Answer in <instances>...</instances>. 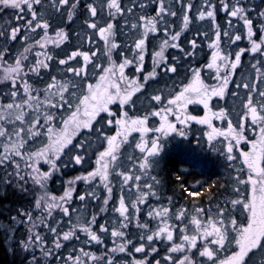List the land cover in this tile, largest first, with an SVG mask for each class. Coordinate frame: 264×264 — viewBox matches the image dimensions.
<instances>
[{
  "label": "snow or ice",
  "instance_id": "6c2138e0",
  "mask_svg": "<svg viewBox=\"0 0 264 264\" xmlns=\"http://www.w3.org/2000/svg\"><path fill=\"white\" fill-rule=\"evenodd\" d=\"M150 2L157 5L155 15L141 14L138 17L134 12L137 5L142 13L148 7L142 0H132V6L127 8L122 0H101L99 5L94 0L85 3L83 8L88 18L84 20V25L92 31L77 33L80 46L70 54L66 53V58L58 59V54L52 49H61L66 45L70 33L58 27L54 34H50L52 24L49 17H62L67 9V21L72 22L77 17L81 0H0V13L14 10L16 21L15 25L8 20L0 26V40L5 42L0 46V70L3 73L0 84L8 89L3 93L8 102L0 100V169L4 173L0 176V184L14 186L25 194L34 191L35 186L43 190L34 200V209L39 215L34 216L32 211H20L17 216L11 217L9 228L4 229L12 230L15 224L26 226L27 236L19 241L17 247L31 253L30 260L25 257L28 264H52L53 260L57 264H119L116 254L132 257L123 264H153L149 257L159 255L157 243L166 245V254L162 259H156L154 264H250V261L256 264L253 258L257 254L259 264H264V59H255L256 56L264 57V9H249L240 0L234 3L219 0L218 4L203 0L193 18L191 12L195 5L185 3V0ZM175 4L180 5L179 12L182 13L179 31H175L167 19L178 16ZM105 8L109 19L104 26H100L97 20ZM218 10L228 18L227 27L217 22ZM252 11H257L258 25L250 18ZM118 18L124 20L119 28ZM193 19L208 22L211 35L208 30L197 29L195 36L187 40L189 48L186 49L181 37L189 30ZM234 21L242 22L243 35ZM257 26L260 33L258 40L254 39L257 35L254 28ZM161 31L164 38L158 49L151 53V70L145 72L149 37ZM118 33L129 38L126 47L131 53L129 56L120 52L122 59L119 63L113 58V53L122 47L117 39ZM37 36L38 39L35 38ZM95 36L103 41L102 56L106 57L107 66L95 62V58L101 55L99 49L91 50L96 44ZM201 37L211 51L204 67L214 73L211 78L215 83H205L201 77L203 69L190 68V81L180 91L169 93L166 103L162 94H153L151 100L161 107L136 117H130L126 110L122 111L121 118L106 121L108 127L116 129L115 134L107 135L103 130L101 114L116 115L109 105L118 103L121 109L126 105L132 106L133 97L143 92L150 81L158 82L162 77L178 75L181 57L174 55L169 58L165 53L175 49L183 54L185 60L194 58L200 48L198 39ZM245 38L249 47L231 51L238 41ZM18 39L22 41L23 50L10 63L8 45ZM84 44L88 45V51L81 50ZM32 53L35 55L34 62L30 59ZM246 53L255 59V63H251L248 74L242 73L237 81L234 78L237 70L243 67L242 57ZM53 62L60 66L61 78L52 75L43 89L34 87L30 79L42 78L43 72H48ZM70 62H75L76 66ZM90 65L101 69L102 74L96 84L88 83L86 88L81 89V82L87 79ZM130 67L137 75L130 77L126 74L125 70ZM232 84H235V90H230ZM241 89L244 90L243 96ZM79 92L83 94L79 95ZM229 92L240 100L242 115L236 122L230 119L231 112L226 108L214 111L210 105L213 98L224 100ZM192 104L203 105L204 115H191L188 106ZM60 109H66L69 114L67 118H62V127L57 129L53 125ZM152 117L159 118L157 126H149ZM213 120L226 122L227 128L215 127ZM97 124L101 126L96 127ZM193 124L204 126L203 137L209 148L223 157L227 168L236 173L232 177V193L236 198L218 203L214 213L212 209L206 211L201 207H195L190 212L181 206L173 214L171 197L167 198V206L149 205V198L161 199L157 191L161 181L151 171L159 162L163 141L171 136L187 139ZM249 130L255 136L254 140L247 138ZM85 132L88 135L73 144V140ZM93 133L95 141L91 139ZM133 133L139 134L134 145L130 140ZM149 133L153 135L149 137ZM41 136H47V143L35 151L28 150L29 142ZM94 142L104 145L96 155L95 169L68 180L63 195H50L46 190L47 183L60 171L58 161L65 150L71 151L74 147L86 152ZM242 143L250 144V148L240 151L237 157L236 152ZM125 145L133 149L132 154L127 156L130 167L121 159ZM137 152L139 155H136ZM41 161L49 166L47 171L41 170ZM84 161V155L75 154L70 157L69 163L81 165ZM77 181H82L90 190L74 197ZM114 181L118 182L120 194L115 205L109 209L117 187ZM100 187L106 193L102 204L97 194ZM183 191L190 197L202 194L187 188ZM74 199L81 202L80 209L71 207ZM90 200L99 205V211L86 219L80 212L86 211ZM141 206L148 209L144 223L140 222ZM238 209L246 217V223H239L232 215ZM109 210L116 214V219L112 221L111 228L107 222L100 224L97 232L93 226L97 224L98 216ZM57 212L68 217L70 226L67 230H61L62 222L54 217ZM74 214L76 220L73 222ZM151 221L157 222L154 229L150 226ZM131 227L139 232L138 243L129 238ZM38 229H45L51 234V246L48 243L50 237ZM177 232L179 242H176ZM81 234L86 237L83 240L85 245H103V236L110 235L113 246L106 248L102 255L84 247L73 248L67 256L62 255L61 249L66 248L68 243L81 241ZM230 247L231 254L221 258L220 253ZM135 254H143V257L137 259Z\"/></svg>",
  "mask_w": 264,
  "mask_h": 264
},
{
  "label": "trees",
  "instance_id": "16d2710c",
  "mask_svg": "<svg viewBox=\"0 0 264 264\" xmlns=\"http://www.w3.org/2000/svg\"><path fill=\"white\" fill-rule=\"evenodd\" d=\"M142 2L147 3L148 7H146L142 13L139 10L138 5H137V7L134 9L135 16L138 17L141 14L155 15L154 10L157 7V5L152 4L150 2V0H142ZM212 2L215 4H218L219 0H212ZM229 2L234 3L235 0H229ZM240 2L249 9H256V10L264 9V0H240ZM122 3L125 6V8L132 6V0H129V3H127V4H124L123 1H122ZM185 3H188V0H185ZM202 3H203V0H194L193 4L195 5V7L193 8V10L191 12V16L193 18L196 16L197 9L200 8ZM179 9H180V5L175 4L174 10L178 11V16L176 18L167 17V19L169 20V22L171 23V25L175 31H179L180 27H181V18L180 17L182 16V13L179 12ZM78 10H79V8H78ZM13 11L14 10L8 9L5 12H2L0 14V26H3L8 20L12 21V19L10 17L12 15ZM79 12L77 11V17H74L72 22H68L67 21V9H65L63 16L62 17L60 16V19L57 21L56 25L59 28H65V30L70 33V40L66 45H63L61 49H52V51L54 53L58 54V57H57L58 59L59 58H66V53L70 54L71 51L75 50L78 46H80V43L78 44L77 40L75 43V37H77L76 36L77 32H76V29L73 27L74 23L82 21V15ZM101 14L104 15V20H102L100 23L105 24V22L109 18L107 16V14H105V12H103ZM250 18L253 19V21L255 23H257V25H258L257 11H252L250 14ZM227 19L228 18L225 16L223 11H219V10L217 11V22L220 25H222V27H227V23H226ZM50 20H51V18H50ZM100 23H98V24L101 25ZM117 23H118V28H119L123 25L124 20L118 18ZM12 24L15 25L16 24L15 21L14 22L12 21ZM234 25L240 29V34L243 35L244 29L242 27V22L234 21ZM57 28L53 27V25H52L53 32H51V34H54V32ZM197 29H199L201 31L208 30L210 32L208 22H196L193 19V23L190 25L189 30L186 31L185 33H183L182 37H181V43H182L183 47H185L186 49L189 48V45L187 44V40H190L193 38V36H195ZM87 30H90V29H87ZM254 31L257 33V35L255 36L257 38L259 36L258 26L256 28H254ZM210 35H211V32H210ZM38 38L39 37H37V39ZM163 38L164 37H163L162 31L157 33L155 36H150L149 41H148V44H149L148 50L149 51L157 50L158 45ZM117 39H118V42H120L122 44V47L120 49H123L124 51L129 52L127 50V47H126V45L129 43V38L127 36L119 35V33H118ZM2 41L3 40H0V46H3L5 43L4 41L3 42ZM95 41H96V44L94 45V47H92L91 50L92 51H97V49L100 50L101 55H99L97 58H95V61H101V59H103V56H102L103 44H102V41H100V40H95ZM246 42H247V39L245 38V39H242L241 41H238L236 45L239 46V44H240L242 48H245V47H247ZM198 43L200 44V48L197 49L196 56L194 58H190L188 60H185L183 58V54L179 53L175 49H169L165 53V55H167L169 58L171 56H174V55L181 57L180 61H184V64L187 63L185 66H184V64L179 66L180 71H179V74L176 76H180L183 73H185L186 76L188 77L189 74L191 73L190 68H200L206 62L207 53L210 51V49L208 48L207 43L204 41V39L202 37L198 39ZM101 44H102V46H101ZM8 46L10 48V55L9 56H11V57L15 56L17 54V52L19 51V49H21V47H22V41L21 40H18L17 42L15 41V42L9 44ZM37 50H39V49H37ZM81 50L88 51L89 50L88 45L84 44ZM33 55H34V53H33ZM9 56H8V60H10ZM121 59L122 58H120L119 60H121ZM34 61H35V55L32 58V62H34ZM70 63H72L73 66H76L75 62H70ZM89 67H92V66L90 65ZM59 68H60V66L58 64H56L55 62H53L51 69L48 72H43L42 78L32 77L30 79V82L35 83V85L39 89H43L44 86L46 85V83H48L50 81V78L52 75H56L58 78H61V73L59 71ZM149 69H150V65H149V60H148L145 63V71L149 70ZM97 73L98 72H97V68H96L93 75H91V78H89V79L87 78L86 80H84L82 82L81 89H84L85 85H87L91 81L97 80V77H96ZM154 83H155V81H150L148 86H150L151 84H154ZM8 86L10 87V84ZM7 90L8 89L5 88L3 84H0V100H3V102H5V103H7L8 100L4 97L3 93L6 92ZM80 93H81V95L83 94L82 92H79L78 94H80ZM41 95H42V93H41ZM60 123H61V119H59V117L58 118L56 117V120L54 122V126H59ZM104 132L107 135L110 134V131H108V130H104ZM92 136H91V139H92ZM81 137H82L81 135H80V137L77 136L78 140L79 139L82 140L83 138H81ZM98 146L97 147L99 150H102L104 147V145L102 143H100V145H98ZM94 148L91 147L86 152L82 151V153H80V155L85 156V161L81 165H75L74 163H69L71 155L62 156V159L59 160V162H58V164L60 165V171L55 173L53 175V177L48 181L47 191H49V193L51 192L52 194L58 195L60 190L62 188L66 187L68 180H72L76 176H79V175H85L87 172L83 171V170H88L91 168L92 159H94L95 154L97 152L96 150H94ZM76 151H77V149H76ZM65 152H67V150H65ZM172 164L173 163H171L170 161H167V163L161 169V173H162L164 180H165L164 184H166V189H168L167 188L168 183H170V181H171L170 180L171 179V175H170L171 170H173L175 168V166ZM43 166H45V165H43ZM40 167H41V170H46V167L45 168L42 166H40ZM3 174H4L3 169H0V176H2ZM208 186L212 190L214 187V183H208ZM29 187L32 188L33 186L30 184ZM87 190H90L87 185H85L82 181H77L76 191L73 193V196L78 197L80 193L83 194ZM38 191H39V187L35 186L34 191H32L28 194H25V193H22L18 188L14 187V186L8 187L6 185L0 184V215L3 217L4 220H6V219L8 220V218L6 216L1 214V211L11 210V213H12L14 211V209H16L17 212L12 213L15 215H13L11 217L17 216L18 212H20V211H32V212H34V216L38 215L34 209V200H35L34 193L38 192ZM173 191L176 192V189L174 188ZM177 192H178V189H177ZM161 193L163 195L165 192L161 191ZM97 194L100 197V203L102 204L103 197L106 195V193L100 187L97 190ZM114 196L115 195L113 194V201L110 202L109 209H111V207H113L116 203ZM72 204L74 205V208H77V209L81 208V202L78 199H74ZM146 209L147 208L144 207V208H142V211H146ZM98 211H99V205H97L96 202L90 200L87 202L86 211L81 210L80 214L82 216H84L86 219H90L91 215L94 212H98ZM57 214H59V213H57ZM55 216L57 217L56 213H55ZM114 219H116V214H114L111 210H109V211L98 216L97 224L94 225L93 228H94V230H96L98 232L99 231V225L104 224L106 222L108 223V226L111 228L112 221ZM69 226L70 225L64 226V227H62L61 230L62 231L67 230ZM14 229H19V230L14 231ZM38 230L50 237L48 243H49V246H51V234L46 233L47 231L45 229H38ZM133 233L139 234L138 230L135 228H130L128 230L129 238L132 239L134 241V243H138L139 240L137 239V237H135V235H133ZM101 235H103V234H101ZM26 236H27V231H26L25 225H21V224L12 225V230H10L8 232H5L3 229L0 228V264H28V261L25 259V257H28V259L30 260L31 253H25L23 250H21L17 247L19 241L22 239H25ZM7 237L12 241H6L5 239ZM84 239H86V237H84L82 235L81 241L71 242L72 244L70 246V249H68L67 247L64 248L65 250L61 249V254L64 256H67L73 248H76L78 250L79 248L84 247L85 250H87V251H91V252L95 253L96 255H102L104 253V251L106 250V248H111L113 246L112 245V238L110 235L103 236V239L105 241V243L103 245H85V244H83ZM8 243H9V246H8ZM164 247H165L164 245L162 246L160 243H158V248L160 249V253L165 252ZM141 257H143V254H135V258L140 259ZM115 258L118 260L119 264H123L124 261H130L132 259L131 256H128L126 254H116ZM155 258H156V255H154L153 257H149V259H151V260H154ZM52 264H57V261L53 260ZM61 264H62V262H61Z\"/></svg>",
  "mask_w": 264,
  "mask_h": 264
},
{
  "label": "rangeland",
  "instance_id": "374dc122",
  "mask_svg": "<svg viewBox=\"0 0 264 264\" xmlns=\"http://www.w3.org/2000/svg\"><path fill=\"white\" fill-rule=\"evenodd\" d=\"M122 1L124 2V4L129 3V0H122ZM87 2H93V0H81V5H80V7H78L79 10H77L78 12L80 11L79 13L82 15V21L76 22V23L73 24V27L76 29L77 33H84L85 31H87V32H91L92 31V30H87L86 29V25H84V20L87 19L88 17L86 15V13H84L83 5L85 3H87ZM94 2L97 5H99L101 3V0H94ZM189 2L193 3L194 0H188V3ZM39 10L43 11L42 9H39ZM104 12H105V14H107V9L106 8H105ZM45 15L49 16V13H45ZM10 18L12 19L13 22L15 21L14 11H13V13H12ZM49 18H51V20H52V21L51 20L50 21H51V24L53 25V27L57 28L58 26L56 24H57V21L60 19V16L54 15V16H50ZM102 20H104V15L101 14L100 18H98V20H97V23H100ZM15 23H16V21H15ZM104 25L105 24H101L100 26H104ZM51 32H53L52 28L50 29V34H51ZM41 34H42V32H41ZM259 35H260V33H259ZM37 37H35V38H37ZM98 38H99L98 36H95L94 40H99ZM254 39L258 40L259 36L257 38L254 37ZM76 40H77V43L79 44L80 41L78 40L77 37H75V43H76ZM11 43H13V42H11ZM11 43H9V44H11ZM102 44H103V41H102ZM102 44H101V46H102ZM246 44H247V47H249L248 42H246ZM247 47H245V48H247ZM102 48H103V46H102ZM239 48H242L240 44H239V46L238 45H234L232 47L231 51L234 52V51L238 50ZM22 50H23V47H21V49H19L18 52H20ZM18 52H17V54H18ZM120 52H124L126 55L131 56L130 52H126L123 49H118L116 52L113 53V58L116 60L117 63H119L120 62L119 59L122 58L120 56ZM151 53H152V51L148 50V54L146 55V58H145V63L149 60L150 69L146 70L145 72L150 71L151 67H152ZM16 55L12 56V57L9 56L10 60H8V61L10 63L14 62V59H15ZM210 56H211V51H209L207 53V60L200 68L203 69V71L201 73V77L205 81V83L213 84V83H215V81L211 77L214 75V73L209 72V70L204 67L208 63V61L210 59ZM33 57H34L33 53L30 54V59L31 60H32ZM255 59H264V57L256 56ZM255 59H253V57L251 55L246 53L242 57L243 67L241 69L237 70V73H236V76H235L234 79L237 80V81L240 80V77H241L242 73L247 75L249 67H250V64L251 63H255ZM95 62L98 63V64H103L104 66H107V63H108L106 57H103V59H101V61H95ZM182 64H184V61H180V65H182ZM186 64L187 63H185L184 66ZM95 69L96 68L89 67L88 77H87L88 79L91 78V75H93V73L95 72ZM125 71H126V74L129 75L130 77H132L134 75H137L135 73V69L134 68L130 67V68L126 69ZM179 71H180V69H179ZM97 72L98 73H97L96 77H97V80H98L99 76L102 74L101 69L97 68ZM2 74H3L2 70H0V75H2ZM140 75H141V79H142V74H140ZM190 79H191V73L189 74L188 77L186 76L185 73H183L180 76L171 75V78L163 77V78L159 79L158 82L155 81L154 84H151L150 86L147 85L145 90H143V92L137 93L133 97L134 105H132V106H127L126 105L124 107V109H121V107H120V105L118 103H113V104L109 105L110 110L113 113H115L116 115L113 116V117H110V116H108L107 113H102L101 114V117L103 118L101 123L104 125V129L103 130L110 131L109 135L115 134V131H116L115 127H108L106 121L109 120V119L115 120V119L121 118V112L124 111V110H126L128 112L130 117H136V116H143L147 112H150V111L158 109L159 107H161V105L157 104L155 101L151 100V96L153 94H162V96L164 98V103H166L167 99L170 98L169 97V93L174 94L175 92L180 91L181 87L183 85H186L190 81ZM97 80L91 81L90 83L96 84ZM30 83H32V82H30ZM32 84H33L34 87L38 88L35 85V83H32ZM81 84H82V82H81ZM86 86L87 85H85L84 88H86ZM230 90H235V84L230 85ZM240 92H241V96H243L244 95V90L241 89ZM79 95H81V93ZM210 105H211V107H212V109L214 111L219 110V108H221V107H224L227 110H229L231 112L230 119H232L234 122H236L238 120L239 115H242V113L240 112V100L238 98H236V97L231 96L230 92H229V94L226 96V98L224 100H220L219 98H213L210 101ZM188 112L191 115L203 116L204 113H205V110L203 108V105L192 104V105L188 106ZM196 112H198V113L196 114ZM68 114L69 113H68V111L66 109L58 110L57 113H56V117L57 118L59 117V119H61V123H60L59 126H54V125L53 126L55 128H57V129L61 128L62 127V118H67ZM101 117H97V119H101ZM170 119H174V117H170ZM158 124H159V118L158 117L150 118L149 126H157ZM213 124L217 128H224V129L227 128V123L226 122H222L220 120H213ZM100 126H101L100 124L96 125V127H100ZM205 130L206 129L204 128V126L193 124L192 127H191L190 135L188 136L187 139L171 136V137L166 138L163 141V151H166V152L169 151V148L171 147V145L172 146H182L184 149H187L189 147L191 149V151H193V153H191V154H193V157H198L199 156L201 159H205L206 161H208V159L206 158L207 157L206 156V154H207L206 150H209L210 158L212 160H214L215 162H217L216 167L221 171L222 177H223V179L221 178V180L218 181V185L214 184V187H213L214 190L212 191L213 192L212 194H211V191H210V193L207 194L204 198L200 197V196H193L192 198L196 199V200H193L194 203L193 202H185V200H182L183 199L182 197H181V200H179L176 203L177 206H174L175 204L172 203L171 210H172L173 214H175V212L178 211L181 206L187 208L190 212L192 210H194L195 207H201V208H204L206 211L208 209H212L213 213H214L215 212V207H216V205L218 203L222 204L225 199L236 198L235 195L232 193V188L234 187V182L232 180V177L235 176L236 173L234 171H232V170L227 168V166H226L227 162L224 160L223 157H221L216 151H213V150H211L209 148V146H208V144L206 142V139L203 137V132ZM44 131H46V129ZM87 135H88L87 132H85L84 135H81L82 136L81 138L84 139V137L87 136ZM92 135H93L92 136V140L95 141V139H96L95 133H93ZM152 135H153L152 133H149V137H151ZM246 136H247V138L249 140H254L255 139V136L253 135L251 130L247 131ZM78 137H80V135H78ZM138 138H139V134L138 133H133L132 134V137H130V140L133 143V145L135 144L136 140H138ZM80 140L81 139L78 140V138L76 137V139L73 141V144L79 143ZM45 143H47V136H41V137L37 138L36 140H33V141L29 142L28 150L35 151L38 148L42 147L43 144H45ZM98 145H100V143H95V142L92 145L93 148L95 147L94 150H96L97 152L95 154L94 159H92L91 168L88 169V170H83V171L89 172V171H92V170L95 169V167H96V163H95L96 155H97V153L99 151L103 150L102 148H101L102 150H99L98 149V147H99ZM199 147L202 148L204 151H202V149H200ZM218 147H221V145H218ZM249 148H250V144L242 143L240 145V147H239V150L236 152L237 157H239L240 151H248ZM0 150H2V148H0ZM75 151H76V148L72 147L71 151L67 150V152H65V154L63 156H68V155L73 156L75 154L82 153V151H80V150H77L76 152ZM195 151L200 152V153L197 155L195 153ZM132 152H133V149L129 148L127 145H125L124 148L122 149L123 155H122L121 159L123 160V162L125 163V165L127 167H130V165H128V163H127V156L129 154H132ZM136 155H139V153L137 152ZM158 161H159L158 164L151 171V174L152 175H156L157 178L161 181V184L157 188V191L160 194L161 199L159 201H157L154 198H149V202L148 203L151 206H155L157 204H162L164 206H167V198L169 196H172V195L167 193L166 185H164V183L162 185V180H161V178L159 176V173L161 172V169H162V166H163V160L158 158ZM237 163H239V162H237ZM43 165H45V166H43ZM39 166H42L44 168L46 167V170H42V171H47L48 167H49L47 164H44L42 161H41ZM114 183L117 184V187L114 189V195H115L114 199L116 200V198L120 194V189H119V186H118V182L114 181ZM169 186H170V184H169ZM64 189L65 188H62L58 195L52 194L51 192L49 193V191H47V192L50 195H54V196L59 197V196L63 195ZM42 191L43 190L39 189L38 192H35L34 193L35 198L38 197L39 195H41ZM161 191L162 192L164 191L169 196H163ZM81 194L82 193H80L79 195H81ZM71 207L74 208V205L72 204ZM141 208H144V206H141ZM147 210L148 209H146V211H141V214H140V222L141 223H144V222L147 221V216H146ZM36 213L39 215L38 212H36ZM57 213H59V212H57ZM57 213H56L57 217L55 216V213H54L55 219L56 220H60L62 222L63 227L69 225L68 217H63L62 213H59V214H57ZM232 215L235 218H237L239 223H246V217L241 215V211L239 209L236 210L235 212H232ZM205 218H207V217H205ZM72 220H73V222L76 220V215L75 214L73 215ZM173 222H175V221L173 220ZM156 224H157L156 221H151L150 222V226L153 229L156 227ZM131 228H135V227H131ZM133 235H135V237H137V239L139 240V234H134L133 233ZM176 242H179V232L176 233ZM71 244L72 243H68L67 244V248L68 249H70ZM161 245L163 246L164 244H161ZM156 246L158 247V243H157ZM164 246H165L164 247L165 252H161L158 256H156V258L153 260V264H154V261L156 259H162L163 256L165 255V253H166V245H164ZM63 250H65V249L63 248ZM231 251H232L231 247L226 249L225 251L220 253V257L223 258L224 256L231 254ZM253 259L256 261V264H259V259H260L259 254H257ZM250 264H251V261H250Z\"/></svg>",
  "mask_w": 264,
  "mask_h": 264
},
{
  "label": "flooded vegetation",
  "instance_id": "af4514ba",
  "mask_svg": "<svg viewBox=\"0 0 264 264\" xmlns=\"http://www.w3.org/2000/svg\"><path fill=\"white\" fill-rule=\"evenodd\" d=\"M197 113L198 112H196V114ZM202 151L204 150L202 149ZM206 151V158L208 161L201 159L199 156L193 157V154H191L193 151H191L189 147L184 149L182 146L171 145L169 151L166 152L162 150L159 157L163 160L162 168L167 163V161H170L173 163L172 165L175 166V168L171 170V181L168 183V189H166L167 193L171 194L172 196L167 195V193L163 194V196H169L172 198V203L175 204L174 206H177L176 203L181 200V197L183 198L182 200H185V202L194 203L193 200H196L188 196L187 193L183 191L184 188H187L190 191H198L202 193L200 197L204 198L210 193V191L212 194V191L214 190L209 188L208 183H214L215 185H218V181H220L221 178L223 179L221 171L216 167L217 162L210 158L209 150ZM195 153L198 155L200 152L195 151ZM215 171H219L221 173V177H219V179L216 176L215 178L211 176ZM159 176L163 185L165 180L161 172L159 173ZM177 176L180 177L179 180H177ZM174 188L176 189V192L173 191Z\"/></svg>",
  "mask_w": 264,
  "mask_h": 264
},
{
  "label": "bare ground",
  "instance_id": "6f19581e",
  "mask_svg": "<svg viewBox=\"0 0 264 264\" xmlns=\"http://www.w3.org/2000/svg\"><path fill=\"white\" fill-rule=\"evenodd\" d=\"M211 176H213V178H215V176H216L219 179V177H221V173L219 171H215ZM16 212H17V210L14 209V211L12 213H16ZM12 213H11V210L1 211V214H3L4 216H6L8 218V220L7 219L4 220L3 217L0 215V226H2V227H0L1 229L4 230L6 228H9V225L11 224V218L10 217L15 215ZM5 232H8V231H5ZM5 240L6 241H12L8 237ZM8 246H9V243H8Z\"/></svg>",
  "mask_w": 264,
  "mask_h": 264
}]
</instances>
